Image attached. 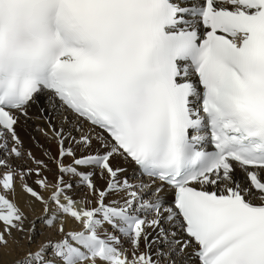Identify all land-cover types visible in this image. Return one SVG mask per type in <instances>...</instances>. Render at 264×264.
Segmentation results:
<instances>
[{
  "label": "snow or ice",
  "instance_id": "snow-or-ice-1",
  "mask_svg": "<svg viewBox=\"0 0 264 264\" xmlns=\"http://www.w3.org/2000/svg\"><path fill=\"white\" fill-rule=\"evenodd\" d=\"M0 248L264 264V0H0Z\"/></svg>",
  "mask_w": 264,
  "mask_h": 264
},
{
  "label": "bare ground",
  "instance_id": "bare-ground-1",
  "mask_svg": "<svg viewBox=\"0 0 264 264\" xmlns=\"http://www.w3.org/2000/svg\"><path fill=\"white\" fill-rule=\"evenodd\" d=\"M34 125L32 122H28V125L18 129L20 138L23 141V146L26 151H31L37 158L47 160V157L43 155V150L38 147L39 144H44L47 147V144L38 134L34 132ZM36 136V141L32 139V136ZM38 142V143H37ZM54 151V148H53ZM15 257L6 253V250L0 248V264H12V261Z\"/></svg>",
  "mask_w": 264,
  "mask_h": 264
}]
</instances>
